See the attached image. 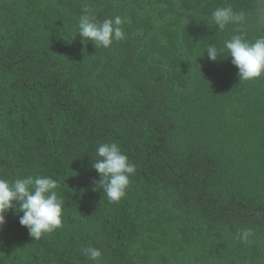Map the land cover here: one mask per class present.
Returning <instances> with one entry per match:
<instances>
[{
  "label": "trees",
  "instance_id": "obj_1",
  "mask_svg": "<svg viewBox=\"0 0 264 264\" xmlns=\"http://www.w3.org/2000/svg\"><path fill=\"white\" fill-rule=\"evenodd\" d=\"M229 5L245 21L221 32ZM85 7L125 38L84 41ZM237 28L264 35L256 0H0V178L50 177L63 201L40 240L14 203L0 264H264V76L206 53ZM105 143L136 166L119 202L94 190Z\"/></svg>",
  "mask_w": 264,
  "mask_h": 264
},
{
  "label": "clouds",
  "instance_id": "obj_2",
  "mask_svg": "<svg viewBox=\"0 0 264 264\" xmlns=\"http://www.w3.org/2000/svg\"><path fill=\"white\" fill-rule=\"evenodd\" d=\"M84 12L78 21V36L83 37L84 41H90L98 49L109 48L114 41L125 38L120 16L98 21L87 7ZM256 14L264 22V0H256ZM244 21L245 14L229 5L217 7L209 23L222 32L229 25H241ZM235 31L237 34L225 40L222 46L209 45L206 50L208 58L215 62L226 53L238 68L240 82L264 76V35L249 40L242 29ZM92 168L99 174V181L94 182V190L102 191L109 202H119L126 195L129 177L136 172V166L130 163L116 143L98 146ZM56 189L57 181L46 176L29 175L14 181L0 178V227L6 223L5 213L13 209L14 203L19 204L17 213H22L19 216L20 225L27 228L34 240H40L43 235L61 227L63 201ZM250 234L249 230H245L241 238L246 241ZM83 252L94 262L102 256L101 250L92 246L83 249Z\"/></svg>",
  "mask_w": 264,
  "mask_h": 264
}]
</instances>
